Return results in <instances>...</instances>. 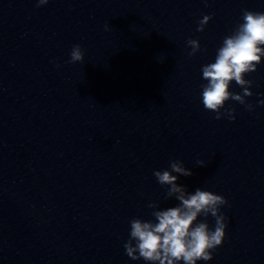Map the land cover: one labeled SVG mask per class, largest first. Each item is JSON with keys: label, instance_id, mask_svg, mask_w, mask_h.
Returning <instances> with one entry per match:
<instances>
[{"label": "water", "instance_id": "obj_1", "mask_svg": "<svg viewBox=\"0 0 264 264\" xmlns=\"http://www.w3.org/2000/svg\"><path fill=\"white\" fill-rule=\"evenodd\" d=\"M207 3L0 0V264H146L125 253L129 221L178 205L153 175L171 161L193 173L178 185L228 202L226 238L197 264H264V57L245 76L253 112L229 100L235 120H216L201 99L202 66L264 0Z\"/></svg>", "mask_w": 264, "mask_h": 264}, {"label": "clouds", "instance_id": "obj_2", "mask_svg": "<svg viewBox=\"0 0 264 264\" xmlns=\"http://www.w3.org/2000/svg\"><path fill=\"white\" fill-rule=\"evenodd\" d=\"M49 0H37V7H43ZM208 6L207 0H204ZM212 16L204 15L198 21V32H204ZM241 23L233 32L225 36L222 45L216 51L215 62L202 66V78L207 83L202 85L201 99L206 111L216 113L215 119L227 117L235 120V109H224L229 100L246 106L249 112L254 105L248 104L246 98L252 97L249 89L253 81L245 79L257 71L264 57V13L243 10ZM105 30L108 28L105 26ZM187 46L191 48L189 57L201 51L198 40L189 39ZM84 51L80 45H74L68 63H83ZM59 67V65H57ZM243 90L242 94L229 91L231 83ZM264 106V100L260 102ZM198 167H206L204 161L198 160ZM170 170L154 171L153 175L161 187H166V199L178 201L176 207L156 210L159 205L150 203L153 209V221L134 218L129 221V239L124 244L126 255L133 261L143 259L146 264H197L213 259L212 253L222 246L228 227L227 217L220 209L227 201L220 195L197 188L190 193L186 187L178 185L180 176L190 177L192 171L182 161H171ZM175 173V175H173ZM209 215L214 218V228L206 222ZM204 220L198 222L199 217ZM138 254V255H137Z\"/></svg>", "mask_w": 264, "mask_h": 264}]
</instances>
